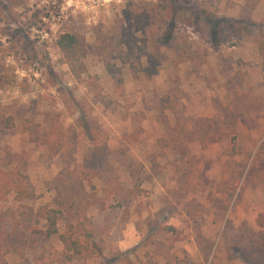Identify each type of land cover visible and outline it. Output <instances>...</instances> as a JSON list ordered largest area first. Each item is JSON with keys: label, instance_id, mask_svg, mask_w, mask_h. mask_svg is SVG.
I'll return each mask as SVG.
<instances>
[{"label": "rangeland", "instance_id": "obj_1", "mask_svg": "<svg viewBox=\"0 0 264 264\" xmlns=\"http://www.w3.org/2000/svg\"><path fill=\"white\" fill-rule=\"evenodd\" d=\"M64 32L86 46L80 81L55 45ZM0 72L14 117L0 170L34 192L0 201L8 264H246L239 231L264 233V0H0ZM185 169L204 189L180 198ZM39 207L62 211L60 231L92 223L96 255L68 260L56 237L21 245L14 219L43 227Z\"/></svg>", "mask_w": 264, "mask_h": 264}, {"label": "trees", "instance_id": "obj_2", "mask_svg": "<svg viewBox=\"0 0 264 264\" xmlns=\"http://www.w3.org/2000/svg\"><path fill=\"white\" fill-rule=\"evenodd\" d=\"M254 6L255 5L253 4L251 6L246 5L243 7L241 13L243 23L241 24V27L244 30H247V18ZM55 45L62 55L63 62L68 66L72 77L76 81H80L82 75L86 72V66L83 59L86 57L87 53L86 46L81 38L75 33L64 32L57 37ZM11 83H13L12 78L4 72H0V89ZM81 118L86 117L82 115ZM0 125L8 129L13 128L14 126L13 115H5L4 108L0 109ZM83 127L87 138L96 145L98 141L97 139L100 138V135L96 132L92 133L86 122L83 123ZM30 129L31 133L37 134L35 135V138H41L39 136L46 137L44 143L49 146L53 144L59 146L62 143L63 138L60 134H58L56 138H51L49 133L42 134L37 129ZM202 132L203 131L200 132L201 135L199 137H194L193 140L203 138L206 133H208L206 131L204 133ZM191 172L192 170L185 169L181 173H177L175 176L176 192L180 194V198L186 196L190 191H202L204 189V185L200 178L191 175ZM150 178V176L147 177V179ZM141 183L142 181L139 180L137 186ZM11 192L22 199H32L34 197V192L29 184L27 175L18 170H0V201L5 200ZM191 205L192 204L186 202L182 205V208L190 210ZM34 214L45 222L43 227L24 225L22 230V218L14 219V223L11 226L12 233L21 236L20 244L24 247L35 248L38 239L42 238L48 240L56 237L62 247L63 256L68 260H71L74 257L89 258L96 255L97 248L94 241L95 229L92 223H87L84 220L69 221L65 226V229L60 231L58 226V221L62 214L60 209L39 207ZM21 215L20 217H25V213H22ZM15 240L16 236L10 238V241L7 242L8 248H11L14 245ZM237 246L239 254L246 264H264V233L255 232L248 227H244L237 235ZM0 264H8L2 256H0Z\"/></svg>", "mask_w": 264, "mask_h": 264}]
</instances>
